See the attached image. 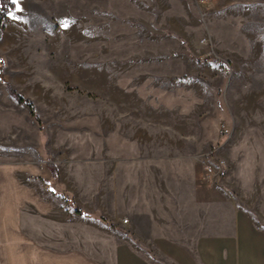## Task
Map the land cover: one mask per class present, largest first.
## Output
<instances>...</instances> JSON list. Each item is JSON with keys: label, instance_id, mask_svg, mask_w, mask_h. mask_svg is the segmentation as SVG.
<instances>
[{"label": "rangeland", "instance_id": "obj_1", "mask_svg": "<svg viewBox=\"0 0 264 264\" xmlns=\"http://www.w3.org/2000/svg\"><path fill=\"white\" fill-rule=\"evenodd\" d=\"M18 3L0 32V161L121 188L136 243L195 227L181 195L192 169L215 183V158L236 187H264V0Z\"/></svg>", "mask_w": 264, "mask_h": 264}, {"label": "crops", "instance_id": "obj_2", "mask_svg": "<svg viewBox=\"0 0 264 264\" xmlns=\"http://www.w3.org/2000/svg\"><path fill=\"white\" fill-rule=\"evenodd\" d=\"M47 162L0 161V264H264V187H236L223 171L204 183L192 169L181 197L195 227L136 243L121 188L57 187Z\"/></svg>", "mask_w": 264, "mask_h": 264}, {"label": "trees", "instance_id": "obj_3", "mask_svg": "<svg viewBox=\"0 0 264 264\" xmlns=\"http://www.w3.org/2000/svg\"><path fill=\"white\" fill-rule=\"evenodd\" d=\"M14 4H12L11 0H0V32L3 28V22L6 19L8 13L13 11L15 9ZM7 90L9 94L19 103L23 104L28 107L30 110V114L34 115V106L33 104L28 101L27 99L23 98L21 95H19L10 85H7ZM47 166L52 172L53 177L57 176V170L53 163L47 162ZM77 213H81L80 210H76Z\"/></svg>", "mask_w": 264, "mask_h": 264}, {"label": "built area", "instance_id": "obj_4", "mask_svg": "<svg viewBox=\"0 0 264 264\" xmlns=\"http://www.w3.org/2000/svg\"><path fill=\"white\" fill-rule=\"evenodd\" d=\"M1 63H4L3 60H0ZM225 167V161L221 158H215V161L207 163L204 167V177L206 179H211L214 176L220 175ZM127 218H123L122 222L126 223Z\"/></svg>", "mask_w": 264, "mask_h": 264}, {"label": "snow or ice", "instance_id": "obj_5", "mask_svg": "<svg viewBox=\"0 0 264 264\" xmlns=\"http://www.w3.org/2000/svg\"><path fill=\"white\" fill-rule=\"evenodd\" d=\"M12 4L16 5L17 11H20L18 0H11Z\"/></svg>", "mask_w": 264, "mask_h": 264}]
</instances>
